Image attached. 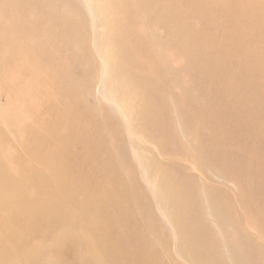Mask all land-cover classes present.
<instances>
[{
  "label": "bare ground",
  "instance_id": "1",
  "mask_svg": "<svg viewBox=\"0 0 264 264\" xmlns=\"http://www.w3.org/2000/svg\"><path fill=\"white\" fill-rule=\"evenodd\" d=\"M74 2L0 0V48L8 52L3 59L11 70L6 77L0 73V85L12 91L13 82L18 75H22L25 80H35L38 84L35 94L47 106L29 116L30 109L27 113L18 112L17 115L0 111V258L4 260L3 264H51L55 258L44 257L46 244L50 242L48 236L52 233H49L48 224L53 226L55 231L61 230L64 240L68 241V250L71 252L69 264H169L163 257L166 243L158 238L153 240L150 236L162 233L161 228L157 226L159 223H166L172 230L176 229V239H179L182 225L186 224L191 228L184 235L185 246L190 250V256L187 258L190 264H202V261L209 264H225L226 254L229 255L230 264H264V186L261 184L264 179V154L258 150L256 144V136L259 135L257 130L261 131L260 122L257 118L249 117L256 115L251 110L252 106L245 104L244 96L237 91L239 88L231 86V81L237 76L235 69L228 67L221 75H227L228 82H221L215 79L217 76L206 74L203 68L198 67L196 57L190 60L188 58L194 48L200 47L201 52L208 53L217 46L211 39L200 40L199 43L189 31L181 10L182 4L191 6L194 13L211 16L212 10L215 9V0H170L169 3L160 0H97L98 4L93 8L92 4L85 0L82 8L86 12L80 10L79 5ZM237 2L239 14L246 13L250 19V25L247 27L255 33L252 36L253 41L250 45H245L237 40V35H229V43L220 46L225 56L220 60H208V65L215 68L233 60L232 46L234 48L239 45L248 49L257 46L264 38V33H261L264 31V17L258 11L247 13L246 9H243L244 0ZM217 5L220 7L219 3ZM167 8H171L174 26H170L162 18ZM108 10L110 13L115 12L117 22L112 23L109 20L106 14ZM237 11L234 10L238 13ZM132 13H139V16L131 18ZM212 24L216 25L215 22ZM124 33L126 35H123V39L115 37ZM93 36L101 37L109 43L110 53L104 54L102 58L100 55L99 59L113 70L118 68L117 56L122 62L133 57L129 51L130 47L128 48L129 44L134 47L131 49L133 52L145 49V55L139 54L136 58L152 65L153 68H149L151 72L142 79V85L137 79L139 82L136 81L133 86L129 74L122 77L125 74L118 73L122 82L128 80V86L135 88V96L147 94L149 91L144 92L147 84L155 89L149 94L150 102L142 105L152 138H168L171 142L181 140L186 143L184 130L181 135L175 136L170 127L165 128L166 119L169 122L175 119L169 110L174 105L168 101L167 93L175 88L183 93L192 92L188 91L186 76L180 73L181 66H185V72H189L188 77L192 75L194 81L206 78L211 82L213 90L200 83L197 91H210L212 97L208 101L201 99L203 102L195 99V103L185 114V122L176 116L177 121H180V129L186 124L185 133L190 138L209 142V136L201 132V129L207 126L212 135L219 133L223 136L222 146L225 143L235 145L238 155L229 154L224 148H220L213 153L215 156L206 155L207 164H199L194 169L193 164H198L195 162L198 157H190L189 151L180 148L178 153L187 158L188 164L179 166L173 173L165 171L160 175L162 181L158 186L157 181H147L150 177L146 169L150 152L141 148L146 141L140 139L143 137L139 134L133 135L127 122L129 117L125 108L133 105V101L131 104L125 101L128 90L123 95L125 86H120V103L116 100L117 95L109 92L108 87L104 86L106 94L102 92L100 100L107 104L109 110H106L102 106L95 107L88 94L82 89L84 95L81 87L75 84L77 77L92 76V73L97 71L93 62V55L97 52L91 51L88 46V41ZM119 49L126 53L123 54ZM168 51H172L170 55L167 54ZM167 55L183 60L179 64L180 67L173 68ZM56 61L64 66V71L53 69ZM71 61L72 65L69 66ZM255 64L257 63H249L248 66L242 63L241 67L247 70ZM87 67L94 70L88 72ZM257 68L255 76L260 79L264 71L260 64ZM260 85V82L250 81L247 88H259ZM84 87L88 89L90 85ZM217 90L222 93L213 96ZM23 92L24 88L21 90V93ZM185 98V95L180 94L178 102H186L183 100ZM66 102L70 103L71 107H76V119L68 117L63 105ZM38 112L43 116L42 121L35 114ZM216 115L225 120L222 123H214ZM129 116H133L132 112ZM84 122H94L95 125L85 128ZM30 124L40 127L36 133L27 135L42 141L41 147L33 146L26 139H17ZM115 126L120 129L119 132L123 131L122 138L130 141V145L125 150L124 146L117 148L108 143L105 149L109 169H104L97 164L98 155L93 154V148L100 143L96 135L100 129L110 130ZM66 127L69 128L68 137L71 142L79 145L83 152L86 149L89 155V160L84 158L80 159L81 164L77 163L84 168L88 167L86 171L89 173L117 178L118 186L113 197L102 193V185L83 187L82 184L87 181L80 182L78 176L70 172L71 161L57 163L55 156L65 137ZM242 139L246 140V143L242 144ZM133 141L139 142L138 148L134 146ZM164 150L170 151L171 146H165ZM127 156L133 157L136 162L130 164L126 160ZM29 158H35L34 162H28ZM93 162L96 163L94 166ZM230 164H236L233 172L227 170ZM135 167L140 170L138 175ZM14 168L19 170L20 176L13 180L10 173ZM210 169H213L219 178L236 183V205L234 201L221 197L201 182L200 179L207 176ZM138 176H147L142 178L144 183L139 181ZM242 176L249 177L246 184L239 180ZM127 177L130 180H127ZM261 177L263 179L260 182ZM174 181L175 188L172 187ZM28 186L33 191H26ZM177 188L187 192L175 191L182 194L172 195L173 201H170L168 196L171 190ZM183 196L191 199L193 205L183 212V220L179 221L174 218V213ZM202 197L208 205L206 210L198 203ZM46 202H49L48 206ZM86 208L91 214H86ZM218 208H221V211H218ZM136 215L139 217L135 218ZM210 215L213 227L218 229V240H229L227 243L222 241L220 254L224 255L221 254V257L218 247L215 250L212 243L210 244L211 239L204 235L207 231L196 224L198 219H205ZM27 219L30 222L26 224L36 231L29 234L28 238L43 247L38 250L37 257L22 256L21 245L14 241L4 244L7 236L11 239L18 238L15 224ZM84 235H87V239L82 241L81 237ZM210 245L214 249L208 250ZM6 247H10L12 252L9 253ZM122 254L123 257L119 258ZM54 264H60L59 260Z\"/></svg>",
  "mask_w": 264,
  "mask_h": 264
},
{
  "label": "rangeland",
  "instance_id": "2",
  "mask_svg": "<svg viewBox=\"0 0 264 264\" xmlns=\"http://www.w3.org/2000/svg\"><path fill=\"white\" fill-rule=\"evenodd\" d=\"M76 5H79L78 7L80 10H82V6H84L85 0H74ZM87 3L89 2L90 5L92 4V8L98 4L97 0H86ZM163 3H169L170 0H160ZM214 1V0H213ZM245 5H243V9H246L247 13H252L255 11L260 12L263 17H264V0H244ZM88 3V4H89ZM217 3L220 4V7H218ZM245 6V7H244ZM172 7V6H171ZM214 10H212V15H204L202 13H194L192 11L191 6L187 4H182L181 10L185 16V23L188 25V29L191 33L194 34V37L199 40H206V39H211L214 44L217 46L211 50V52H204L200 51V47L194 48L191 51V54L188 56L189 60L192 58L197 59V66L200 68H203L205 70L206 74L217 76L218 80H221V82H228L227 75L221 76L222 73H225L228 70V67H231L235 69V73L237 76L231 81V86L232 88H239L237 91L244 96L245 98V104L246 105H251L252 106V112L256 113L255 116H249V117H254L257 118L258 121L260 122L259 128L261 131L257 130V133L259 135L256 136V144L258 150H261L264 154V125L262 123L264 122V75L260 78L257 79L255 76V73L258 71L257 66L259 67V64L263 68L264 71V38L260 40V42L257 44V46H252L250 48H245L241 47L239 45L235 46L233 48L232 46V61L230 62H224L222 63V67L220 68H215L212 65H208V60L213 59V60H220L222 56H225V53L222 54V51L220 49V46H223L225 44L229 43V35L234 34L237 35V40L245 45H250V43L253 41L252 36L255 34L254 32L250 31L249 22L250 19L246 16V13H240L237 11L238 9V2L237 0H215V5H214ZM171 8H167V10L164 12L162 18L163 20L171 25H175L174 18L172 17V12L170 10ZM84 10V9H83ZM236 10L238 13L234 12ZM85 11V10H84ZM86 12V11H85ZM109 17V20L112 23H115L118 21L117 16H115V12H111L108 10L106 13ZM138 14H131V18L138 17ZM215 22L216 25H213L212 23ZM264 23V22H263ZM88 24V22H87ZM86 24V26H87ZM215 26V27H214ZM229 32V33H228ZM261 33H264V31H261ZM124 34H119L118 36L115 35V37H119L123 39ZM118 38V39H119ZM164 40L165 38L162 37ZM236 40V41H237ZM263 41V42H262ZM88 46L91 51H96L97 54L95 53L93 55V62L95 63L97 71L92 73V76L84 77V76H79L75 79V84L81 87V92L82 89L84 90L85 94H88L90 97V102L95 105V107L101 108V106L109 110L107 107V104L104 101H101L100 99L102 98V92L106 94L104 90V86L108 87L109 92L113 93L115 96L117 95L116 100L120 103H122V98L121 94L119 93V88L120 86L124 85L125 86V91L123 95L126 94V91L128 90V95L125 98L126 103L131 104L133 101V105L129 108H125V113L129 117V120L127 121L131 127L132 134H139V136L143 137L140 139H143L146 141L144 145L141 146V148L146 149L147 152H150L149 154V164L147 169V173L150 175L147 181H152L154 180L157 184V186L160 184L162 181L160 175L165 173V171H170V172H175L178 170L179 166L187 165L188 163L187 158L183 157L178 153L180 148H184L186 151H189V156L190 157H198L197 162L198 164H193L195 165L193 168L196 169V167L199 164H207V157L206 155H212L215 156V153L217 149L224 148L226 152L232 155H238V150L236 149V146L230 143H225L223 146V136L219 133H214L213 135L211 134L210 130L207 128V126H204L201 129L202 134H206L209 136V142L205 141H197L195 139H192L186 134L185 132V127L182 126V130L180 129L179 123L180 121H177L176 116L178 118H182V121L185 122V114H187V110L191 109V105L195 103V99L200 100V102H203L201 99L205 100H210L211 99V93L210 91L208 92H200L197 91L198 88H200V83L203 84L204 86H209L212 88L210 85L211 82H208L206 78H202L200 80L194 81L193 76L190 75L189 77L187 76V73L185 72V66H181L180 73L186 76L187 84L189 85V90H192V92L186 93L181 91L180 89H172L171 92L167 93V99L169 102H172L174 105L173 108H169L175 119H173V122H169L168 119H166L165 123V128L170 127L171 128V133L175 136H179V134H182V131L184 130V136H185V141L186 143H182L181 140L171 142L170 139H161L160 138H152L153 135L150 136L149 128H147V116L142 108V105H145L146 103L150 102L151 96H149L150 93L154 92L152 86H147L143 89L145 93L149 91L147 94L143 95H136L135 96V88L128 86V80L126 82H122L119 78V73L118 72H123L125 75L122 77L126 76L129 74V76L132 78L130 81L132 85H136L137 79L140 81V85H142L141 81L142 79H145L147 76H149V73L151 72L149 68H153L152 65L143 63L142 61H138L136 56L145 55L146 51L145 49H139L137 52L131 51L133 50L134 47L129 44L128 48L130 47L129 51L133 54V57H131V60L129 61H121V59L117 56L116 59L118 61V68L113 70V68H110L107 64V67L105 66V63H103L99 57L101 55V58L104 54H109L110 53V45L107 43L104 39L101 37L93 36L90 38L88 41ZM114 51L118 52L117 49H114ZM119 51L123 53V49H119ZM128 51V52H129ZM172 51H168L167 54H171ZM126 53V52H124ZM123 53V54H124ZM8 55V52L5 50H1L0 48V73L2 76L6 77L10 74V66L8 63H6L3 59L4 55ZM114 54V53H113ZM168 56V55H167ZM115 58V56H114ZM169 58V63L173 68H179V64L182 63L183 60L179 59V57H170ZM176 59V60H174ZM99 62V66L98 65ZM174 62V63H173ZM247 64L248 66L249 63H257L253 65V68L245 70L244 67H241V64ZM72 65V61L69 62V66ZM175 65V66H174ZM256 66V67H255ZM166 67V65H165ZM53 69L62 72L65 70L64 66L59 62L56 61L53 64ZM86 70L88 72H91L94 70L92 67H87ZM167 70V67H166ZM225 70V71H224ZM238 73H237V72ZM164 72V71H163ZM184 72V73H183ZM168 73V72H167ZM191 74V73H190ZM264 74V73H263ZM128 76V78H130ZM221 76V77H220ZM24 77L22 75H18L15 77V81L13 82V87L14 89L11 91L9 90L6 86L0 85V111L4 112H9L11 115H17L18 112H23V113H28L29 115H33L34 112L38 109L41 111L45 109L46 103L35 94V91L38 89V84L37 81L35 80H25L23 79ZM137 81V82H139ZM204 81V82H203ZM250 81L253 82H260L261 85L259 88H253V87H248ZM134 83V84H133ZM209 83V84H208ZM246 83V87H245ZM90 85L88 89H85L84 86ZM138 86V85H137ZM149 86V87H148ZM24 88V92L21 93V90ZM156 88V87H154ZM192 88V89H191ZM213 90V88H212ZM140 92V91H139ZM83 93V92H82ZM218 93H222L220 90H217L216 93L213 95H217ZM84 94V93H83ZM84 94V95H85ZM180 94H183L186 96L185 100L186 102L179 101L178 102V96ZM177 96V97H176ZM192 96V97H191ZM154 97V96H153ZM217 97L220 98L218 95ZM134 98V100H133ZM149 98V99H148ZM182 99V98H181ZM66 101V100H65ZM89 102V105H90ZM184 104V105H183ZM65 106V111L68 112V117L70 119H76L77 115L75 113V106L71 107V104L66 102L63 103ZM40 111V112H41ZM237 111V110H236ZM40 112L35 113L40 121L43 120L42 114ZM130 112H132L133 116H129ZM225 119L221 116L216 115L214 117V123H222ZM263 120V121H262ZM109 121V120H107ZM187 121V118H186ZM170 124V125H169ZM95 124L94 122H84L83 126L85 128L93 127ZM123 128V127H122ZM40 130L39 125L37 124H30L25 128V132L23 135H19L17 139L22 140V141H28L30 144H32L35 147H41L43 144L42 141H39L37 138H33L32 136H28L27 134L31 133H36L37 131ZM120 129L117 128V126L113 127L112 129H100L97 132V140L100 142L98 143L94 148H93V154L98 155V158L96 161H99L97 164L101 165L102 168L104 169H109V166L107 164V151L105 149V146L109 144H112L113 146L117 148H121L124 146L125 150H127L128 146L130 145V141H126L122 138L123 131L119 132ZM64 134L65 137L62 139V142L59 144V149L56 153V161L57 163H61L64 160H69L72 162V166L70 168V172L73 174H76L78 176V179L80 182L82 181H87L82 184L83 187L88 186L87 188L94 187V186H100L102 185V193L106 195H110L113 197L116 193L117 190V178L111 177V178H106L100 174H93L89 173L86 171L87 168H84L82 165H80V159H88L89 160V155L87 154V151L85 149V152L82 151L79 145H76L71 142V140L68 137L69 134V128L66 127L64 129ZM150 136V137H149ZM263 138V140H262ZM26 139V140H25ZM134 146L137 147L139 142L133 141ZM196 142V143H194ZM163 143V144H162ZM200 143V144H199ZM246 143V140L242 139V144ZM171 146L170 151H165L164 147L165 146ZM185 146V147H184ZM192 146L189 150V147ZM203 146V149H202ZM196 147V149H195ZM138 148V147H137ZM209 151V153H208ZM140 152V151H139ZM193 153V154H192ZM224 154V152H223ZM195 155V156H194ZM125 157V155H124ZM223 157V156H222ZM221 157V158H222ZM141 158V156H140ZM143 159V158H142ZM28 162H34L35 158H29L27 159ZM129 163L131 164L132 162H136L134 158L130 157L127 159ZM79 162V163H77ZM189 163H191L189 161ZM96 163H92L94 166ZM177 164V165H174ZM215 164V162H214ZM217 164V163H216ZM177 167V169H176ZM236 164H230L227 167V170L229 172H233L235 170ZM138 173H140V170L135 167V169ZM147 174V175H148ZM148 175V176H149ZM20 172L17 168H14L11 173L10 177L14 180L15 178H19ZM147 177V176H138V179L141 183H144V180L142 178ZM263 177L259 178V181ZM127 180H130L129 177H127ZM201 182L208 187L210 190L214 191L216 194L221 195L223 198H227L231 200L232 202L236 199L237 195V186L235 182L219 178L215 171L213 169H210L208 172L207 176H204L203 178L200 179ZM239 180L242 181L243 183H247L249 181V177L247 176H242L239 177ZM263 183H261L264 186V179L262 180ZM154 183V182H153ZM155 184V188L157 187ZM176 183L175 181L172 184V187L175 188ZM26 191H33V189L28 186L25 188ZM177 191H183L181 188H177L174 190H171V194L168 196L170 199L176 195V194H182V193H176ZM174 192V193H172ZM223 194H220V193ZM197 194V193H195ZM173 195V196H172ZM172 196V197H171ZM214 197H217L214 195ZM170 201H173L172 199ZM199 205L203 207V210H206L207 208V203L205 202V199L202 197L199 200ZM236 205V202H233ZM46 205H49V202H46ZM179 207H177V211L174 213V218L176 220L182 221L183 219L181 218L183 212H186L191 208L192 201L188 197H181L179 200ZM242 210L245 211L243 207L240 206ZM86 214H91L87 208L85 209ZM218 211H221V208H218ZM226 211V210H225ZM224 212V210L222 211ZM46 217V216H45ZM139 216L136 215L135 218H138ZM30 222L28 219L25 220L24 222H19L15 224V229L18 233V238L11 239V237L7 236V239H5L4 244L7 245L10 242L14 241L16 243H19L21 245V252L22 256H35L38 252L39 249H43L40 245L36 244L35 241L30 240L28 238L29 234H34L36 231L31 229L30 225H27L26 223ZM108 222V220H107ZM197 226H200L202 229L207 231V233L204 235L207 236L208 238L211 239L210 244L212 243V247L216 248L217 250L218 247V252L221 257V254L224 255V253L220 254V250H222L221 247H223V242L227 243L229 240H218V232L217 228L213 227V220L210 215V217H207L205 219H198L196 222ZM165 225V226H164ZM162 224H157L161 229L158 235H150L153 240L156 238L160 239L159 241L166 243V248L163 250V257L169 264H190L187 260V258L190 256V250L185 246V238L184 235L188 233L190 227L182 225V228L179 230V239L175 238L174 230L167 225L166 223ZM47 226V225H46ZM45 226V227H46ZM50 228L51 236H48L50 238V242L46 244L47 248L45 250L46 254L44 257H49L50 259L55 258L51 264H54L56 260H59L60 264H69V257L71 256V252L68 250V241L64 240V235L62 234L61 230L55 231L53 226L48 224ZM159 229V228H158ZM87 239V235H84L81 237V240ZM215 238V239H214ZM82 240V241H83ZM213 240V241H212ZM86 241V240H85ZM84 241V242H85ZM223 241V242H222ZM82 243V245L84 244ZM86 245V244H85ZM84 245V246H85ZM114 245V244H113ZM118 248L117 245H114ZM211 245L209 249H214L212 248ZM7 251L10 252V247H6ZM43 254V252H42ZM119 252L117 253V255ZM227 256L225 257V264H230L229 261V255L226 254ZM37 257V255H36ZM123 254L119 258H122ZM48 258V259H49ZM43 259V255H42ZM82 259V257L80 258ZM170 260V261H169ZM4 260L0 258V264H3ZM122 264V263H119ZM192 264V262H191ZM202 264H209L206 261H202Z\"/></svg>",
  "mask_w": 264,
  "mask_h": 264
}]
</instances>
